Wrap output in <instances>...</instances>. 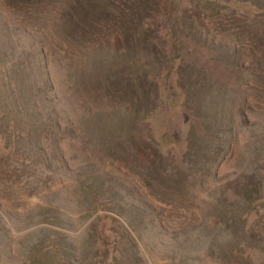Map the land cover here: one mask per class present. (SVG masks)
Returning a JSON list of instances; mask_svg holds the SVG:
<instances>
[{
	"label": "rangeland",
	"instance_id": "rangeland-1",
	"mask_svg": "<svg viewBox=\"0 0 264 264\" xmlns=\"http://www.w3.org/2000/svg\"><path fill=\"white\" fill-rule=\"evenodd\" d=\"M252 1L0 0V264H264Z\"/></svg>",
	"mask_w": 264,
	"mask_h": 264
},
{
	"label": "trees",
	"instance_id": "trees-1",
	"mask_svg": "<svg viewBox=\"0 0 264 264\" xmlns=\"http://www.w3.org/2000/svg\"><path fill=\"white\" fill-rule=\"evenodd\" d=\"M176 7L173 10V13H179L180 12V3H185L187 7H192L197 9L198 14L205 16L209 15L210 13H218L220 15H226L227 11L228 15L233 17H240L244 20H248L250 15H259L262 13L263 8L260 6L259 3L252 1V0H175ZM227 6L229 8H227ZM182 11V10H181ZM183 12V11H182ZM177 26L171 25V26H163V35L164 36H174L173 30H176ZM176 67L177 66H169L170 71L173 73H176ZM177 85L170 84V87L168 88L169 91H173L175 93V87ZM151 112L145 113L142 117L143 121H150L151 122ZM164 137V132L160 135L157 134L153 135L154 140L159 143V146H161V138ZM175 138L176 135H173ZM5 150L8 148L7 145L3 147ZM252 213H261L260 209L257 210H249V211H238L237 214L234 215V217L238 220L239 223H241L242 227L244 229H248L250 227V221H249V215ZM261 233H264V224H262L261 227ZM104 235L102 238H99L100 243L105 246L106 248L110 247L111 250H114V236L112 232H108V230H104ZM243 244L240 246H237V250L240 251L241 248H243Z\"/></svg>",
	"mask_w": 264,
	"mask_h": 264
}]
</instances>
